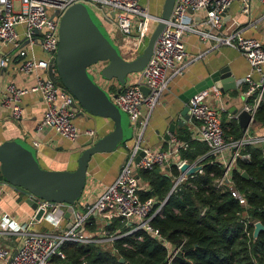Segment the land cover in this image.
Instances as JSON below:
<instances>
[{"label": "built area", "instance_id": "obj_1", "mask_svg": "<svg viewBox=\"0 0 264 264\" xmlns=\"http://www.w3.org/2000/svg\"><path fill=\"white\" fill-rule=\"evenodd\" d=\"M234 1L236 0H174L170 16L157 36L149 61L142 70L130 73L117 96L113 97L128 113L134 131L133 146L129 147L128 157L117 177L93 202L80 198L71 204L51 201L28 191L37 202V208L44 210L40 219H36L34 215L30 221L21 222L0 208V260L3 264H71L63 249L66 241L112 243L116 238L140 229L148 231L170 248V242L151 223L152 217L161 211L164 201L156 207L154 198L140 197L139 189L142 184L138 169L152 168L155 164L165 167L174 162L180 171L171 188V191L176 190L188 177L180 170L187 159L181 158L179 151L188 148L190 144L187 140L178 139L174 133H171L173 145L167 149L145 144L146 122L141 118L143 107L146 106L150 111L169 87L171 79L183 74L193 60L207 52L205 50L191 56L187 50L184 36L196 31L203 41L214 37L218 44L233 45L245 55L251 72L237 83H247L248 87L243 90L246 96L255 95L254 100L246 102L244 106V109L255 115L264 92L263 43L257 37L246 35L241 27L232 28L222 35L197 28L189 14L190 10L203 12L202 22L219 30L223 25L225 12ZM238 1L242 12L247 14L251 11L253 1L264 5V0ZM76 2H85L92 7L106 24L114 40L118 39L117 35L120 33L117 43L127 59L135 58L144 49L152 26L160 20V15L152 13L143 0H0V70L14 68L24 74H35V80L30 85H20L10 80L1 103L10 108L14 119L19 120L24 112L23 96L31 92L40 94L46 108L37 129L51 127L72 140L81 134L95 136L96 130L78 127L75 123L77 99L67 87L50 76L48 69L53 60V70L58 77L55 57L59 46L60 19L62 13ZM35 46H39L41 55L35 50ZM2 49L4 50L1 51ZM105 64L106 61H98L89 65L88 70L101 86L113 94L117 91L114 88L120 85L116 79V83H112L113 79L102 76L101 69ZM252 72L260 73L258 80L252 78ZM141 85L148 86L149 93H145ZM212 95L217 99V105L210 102L209 97ZM189 107L194 120L191 139L204 141L208 145V153L224 166L223 174L215 179L216 187L231 189L232 195L248 206L245 195L234 186L232 168L238 158H250L248 152L242 151L244 146L264 141V134H252L246 128L240 138L226 136L222 123L226 106L222 100V90L215 84L197 91L190 98ZM34 143L38 144L37 141ZM140 148L144 150V154L137 161ZM201 170L202 168L199 171ZM9 185L22 188L2 180L0 196ZM69 205L73 208L75 220L66 228L70 218L65 216V211ZM204 210L205 208L202 212ZM91 216L95 219L94 230L86 227ZM244 216L247 226L251 219L247 213ZM115 217H122L127 221L129 227L125 232L109 231L106 224ZM40 221L48 222L51 228H31V224ZM177 250L178 248L173 251L167 264Z\"/></svg>", "mask_w": 264, "mask_h": 264}, {"label": "trees", "instance_id": "obj_2", "mask_svg": "<svg viewBox=\"0 0 264 264\" xmlns=\"http://www.w3.org/2000/svg\"><path fill=\"white\" fill-rule=\"evenodd\" d=\"M247 87L245 84L242 88ZM254 117L255 123L264 126V92ZM222 123L227 137L240 138L246 129L237 118L228 119L226 115ZM185 129L181 127L176 134L178 139L189 141L190 146L181 149L179 156L202 164L201 171L189 175L171 191L180 173L174 162L165 167L155 164L138 169L140 197L154 198L156 207L164 201L151 223L170 242V248L140 229L112 243L66 241L63 249L69 263L126 264L119 260L123 256L130 264H167L178 248L169 264H264V229L257 237L253 234L256 220L264 224V141L245 145L242 151L248 152L250 158H238L232 168L234 186L247 199L245 206L232 195L231 189L216 187L215 179L224 172L222 162L208 153L204 141L191 139L190 131ZM2 180L7 181L0 168ZM244 213L251 219L247 226ZM106 226L110 232H125L129 227L122 217H115ZM86 227L96 228L94 217Z\"/></svg>", "mask_w": 264, "mask_h": 264}, {"label": "crops", "instance_id": "obj_3", "mask_svg": "<svg viewBox=\"0 0 264 264\" xmlns=\"http://www.w3.org/2000/svg\"><path fill=\"white\" fill-rule=\"evenodd\" d=\"M163 2L164 0H143L149 10L158 15L162 13ZM189 14L197 28H204L222 35L232 28L241 27L246 35L257 37L264 45V5L258 1L252 2L251 11L248 14L242 12L240 1L232 2L224 14L223 25L219 30L202 22L203 12L190 10ZM184 40L191 56L205 50L207 52L200 58L193 60L183 74L176 75L171 79L169 87L162 93L159 102L150 111L146 106L143 107L141 118L146 122L144 143L153 148L167 149L173 145L171 138L166 139L167 124L171 119L178 118L184 106L180 94L186 88L222 66H229L237 81L251 72L247 58L233 45L218 44L214 37H208L207 40L203 41L196 31L187 33ZM35 50L39 55L42 54L39 46H35ZM259 77V72H252L254 80H258ZM10 80L20 85H30L35 80V74H24L14 68L0 70V143L7 139L22 137L34 145L42 166L50 169L76 168L82 150L81 145L88 139L89 135L81 134L77 139L72 140L57 133L51 127L38 130L37 125L45 112L46 104L42 96L34 92L23 96V116L19 120L14 119L10 108L1 103L6 85ZM245 84L247 83H237L236 87L221 89L222 100L226 106L223 116L226 115L228 119L237 118L239 121L238 112L244 108L246 102L251 103L254 100V94L248 97L243 93L242 87ZM209 100L214 105L218 104L214 95L210 96ZM75 108L77 109L75 123L81 129L94 128L96 130L95 137L109 132L114 127L111 118L89 114L82 109L78 102ZM193 122L194 120L190 116L183 125H176L175 133H178L181 127H185V130L188 129L191 134ZM247 129L250 132L254 131L252 134H264V126L255 123V121H252ZM181 131L184 133L183 129ZM35 141L38 144H35ZM130 143L132 144L133 141L130 140ZM129 150V146L124 145L119 146L114 151L97 152L92 156L88 167L86 185L80 197L81 200L93 202L97 199L105 187L117 177L128 157ZM6 188L7 190L0 196V208L21 222L30 221L34 217L36 209L30 202L31 196L28 191L10 185ZM31 228L44 230L50 229L51 226L46 221H40L31 224ZM3 242L8 241L3 240ZM0 264H3L1 260Z\"/></svg>", "mask_w": 264, "mask_h": 264}, {"label": "water", "instance_id": "obj_4", "mask_svg": "<svg viewBox=\"0 0 264 264\" xmlns=\"http://www.w3.org/2000/svg\"><path fill=\"white\" fill-rule=\"evenodd\" d=\"M173 4L174 0H164L160 20L150 33L144 49L132 59L123 56L119 44L89 4L76 2L62 13L59 24V46L55 57L58 77L53 70V60L49 65V74L54 80L62 81L84 111L111 118L114 127L99 137L90 135L82 143L78 164L74 169H50L42 166L34 145L22 137L1 142L0 168L8 182L47 200L75 203L83 194L88 167L95 153L114 151L124 145L133 146L130 140L133 139L134 131L129 115L113 100V97L117 96L127 76L142 70L149 61L157 36L163 29L166 19L169 18ZM98 61H106L101 69L102 76L107 79H116L120 85L113 94L101 86L88 70L89 65ZM213 84L226 90L229 87H236L237 80L229 66H222L186 88L180 94L184 106L178 118L168 122L166 139L171 138V133L177 135L175 133L177 124L183 125L189 120L190 98L197 91ZM141 88L145 93L150 91L146 85H141ZM237 116L244 128H248L250 123L255 121L253 114L244 108L238 112ZM143 154L144 150L140 148L136 160L139 161ZM201 168L200 163L185 161L180 170L185 176H189ZM242 173L248 177L246 171ZM30 202L36 209L35 218L40 219L44 210L37 208L34 198H30ZM72 209L69 205L65 211V216L70 218L66 228L70 227L75 220ZM263 229L264 224L257 220L254 224V237H257ZM119 260L130 264L123 256H120Z\"/></svg>", "mask_w": 264, "mask_h": 264}, {"label": "rangeland", "instance_id": "obj_5", "mask_svg": "<svg viewBox=\"0 0 264 264\" xmlns=\"http://www.w3.org/2000/svg\"><path fill=\"white\" fill-rule=\"evenodd\" d=\"M96 14H97V13H96ZM97 15H98V14H97ZM155 25H156V24H154V25L152 26V28H151V32H152V30L154 29ZM151 32H150V33H151ZM117 36H118V37H117L118 39L115 40L116 42H118L119 39H120V33H118ZM103 62H105V61H103ZM111 82H112V83H116V80L113 79ZM117 83H118V82H117ZM252 129H253V128H252ZM253 130H254V129H253ZM253 132H254V131H253ZM253 132L251 131V133H253Z\"/></svg>", "mask_w": 264, "mask_h": 264}]
</instances>
